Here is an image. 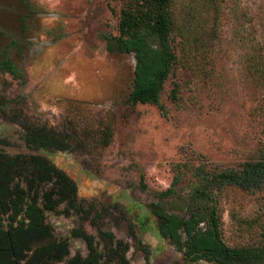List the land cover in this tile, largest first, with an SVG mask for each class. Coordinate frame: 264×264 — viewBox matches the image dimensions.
Here are the masks:
<instances>
[{"label": "rangeland", "instance_id": "obj_1", "mask_svg": "<svg viewBox=\"0 0 264 264\" xmlns=\"http://www.w3.org/2000/svg\"><path fill=\"white\" fill-rule=\"evenodd\" d=\"M123 7V0H0V153L45 158L76 184L82 211L67 215L63 203L44 208L52 184L38 188L45 223L71 255L178 264L183 255L161 236L151 209L174 174L182 181L164 204L178 210L198 166L216 174L264 161V0H172L175 60L159 105L129 102L134 56L107 49ZM24 115L69 134L71 149L28 145L14 121ZM214 195L224 244L264 248V187Z\"/></svg>", "mask_w": 264, "mask_h": 264}, {"label": "trees", "instance_id": "obj_2", "mask_svg": "<svg viewBox=\"0 0 264 264\" xmlns=\"http://www.w3.org/2000/svg\"><path fill=\"white\" fill-rule=\"evenodd\" d=\"M123 1L119 35L107 49L134 56L129 102L159 105L160 92L175 60L170 39L172 0ZM3 65L16 73L8 59ZM171 98H176L175 90ZM18 119L14 121L22 127L28 145L57 151L71 149L69 134L39 125L25 115ZM178 175L174 174L169 188L151 205L161 236L183 255V262L178 264H264V248H229L224 244L214 195V191L219 194L227 186L248 192L263 188L264 161L245 163L238 170H218L216 174L198 166L191 193L178 210H171L164 202L175 196V188L182 181ZM48 184L56 191L42 193L45 209L53 210L62 203L75 207V183L50 161L40 156L0 153V264H100L99 255L93 251L84 259L69 257L67 241L58 240L45 223L37 205L38 188ZM88 246L92 250L90 240Z\"/></svg>", "mask_w": 264, "mask_h": 264}, {"label": "flooded vegetation", "instance_id": "obj_3", "mask_svg": "<svg viewBox=\"0 0 264 264\" xmlns=\"http://www.w3.org/2000/svg\"><path fill=\"white\" fill-rule=\"evenodd\" d=\"M76 185V184H75ZM76 203H77V201H76ZM72 210H74V211H82V207L81 206H78V204L77 205H75V207H73V208H70L69 209V211H67L66 212V215L67 214H69ZM71 236L72 237H74V238H82L83 240H85V242H86V244L88 245V243H89V240L91 241V244L93 245V242H92V240L88 237V236H86V235H84V234H82V233H80L79 231H77V230H75V229H73L72 231H71ZM167 240V239H166ZM65 241H67V240H65ZM68 243V242H67ZM89 247V246H88ZM68 248H69V245H68ZM90 248V247H89ZM70 251V250H69ZM91 252V251H90ZM70 253V252H69ZM73 256H77V255H71V254H69V257H73ZM88 257V256H87ZM81 258V257H80ZM122 261H125V259H124V257L122 256L121 258H120Z\"/></svg>", "mask_w": 264, "mask_h": 264}]
</instances>
